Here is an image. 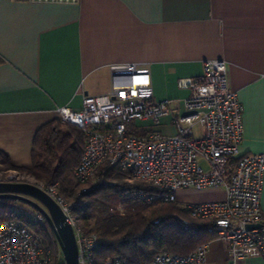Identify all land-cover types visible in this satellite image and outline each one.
Here are the masks:
<instances>
[{"label":"crops","instance_id":"obj_1","mask_svg":"<svg viewBox=\"0 0 264 264\" xmlns=\"http://www.w3.org/2000/svg\"><path fill=\"white\" fill-rule=\"evenodd\" d=\"M0 56V151L17 167L31 166L35 135L60 119L59 107L80 109L85 95L110 91L115 63L147 68L154 98L171 100V114L137 121L132 132L171 136L192 93L178 80L225 60L243 108L240 154L264 153V0H0ZM180 191L185 205L226 197L222 187ZM200 264L264 259L233 263L216 239Z\"/></svg>","mask_w":264,"mask_h":264},{"label":"built area","instance_id":"obj_2","mask_svg":"<svg viewBox=\"0 0 264 264\" xmlns=\"http://www.w3.org/2000/svg\"><path fill=\"white\" fill-rule=\"evenodd\" d=\"M109 92L85 95L80 109L58 108L63 123L79 127L84 150L74 170L80 184L76 196L67 200L59 184L44 189L61 207L72 225L78 246L79 264H123L120 257L106 256L99 261L100 236L89 232L77 213L86 207V194L105 181L106 167L130 171L122 188L111 201L110 212L125 216L130 203L175 202L178 191H203L222 187L223 200L190 203L193 218L209 220V232L228 246L233 263L251 256L264 259V210L261 195L264 184V153L240 154L244 134L243 108L230 88L225 60H209L199 78H181L178 85L191 90L185 100L186 113H176L172 122L177 134L167 136L152 131L136 135L137 121L153 120L171 114V100L154 98L152 78L147 68L135 63L111 64ZM19 179L18 171L0 175V182ZM141 183L142 187H133ZM34 224H45L40 211L17 208ZM158 220H154L157 222ZM189 220L183 222L188 229ZM252 225V228L248 226ZM210 242L199 245L188 255L158 253L150 264H200L206 260ZM0 264H66L57 238L43 242V236L21 220L0 222Z\"/></svg>","mask_w":264,"mask_h":264},{"label":"trees","instance_id":"obj_3","mask_svg":"<svg viewBox=\"0 0 264 264\" xmlns=\"http://www.w3.org/2000/svg\"><path fill=\"white\" fill-rule=\"evenodd\" d=\"M83 150L82 130L73 124L63 123L61 119H55L37 131L29 168L13 165L10 158L0 151V171H18L44 187L58 183L59 193L67 200H72L80 187L72 177ZM105 169V177L120 181V185H101L86 194V207L77 213L87 231L97 233L102 240L99 261L106 256H115L120 257L123 264H150L160 252L188 255L199 245L217 239L215 233L208 231L209 220L193 218L187 205L178 200L157 201L148 205L129 202L123 217L110 212L112 199L122 188L130 186L126 181L130 171L119 166H107ZM132 186L142 187V184ZM17 208V200L1 199L0 222L21 220L41 234L44 243H50L54 233L48 222L43 225L34 224L29 216L20 215ZM185 220L190 221L188 229L183 227Z\"/></svg>","mask_w":264,"mask_h":264},{"label":"water","instance_id":"obj_4","mask_svg":"<svg viewBox=\"0 0 264 264\" xmlns=\"http://www.w3.org/2000/svg\"><path fill=\"white\" fill-rule=\"evenodd\" d=\"M1 199L21 201L43 213L57 238L65 263L79 264L74 229L59 204L44 189L34 182L18 181L13 177L9 181L0 182Z\"/></svg>","mask_w":264,"mask_h":264},{"label":"rangeland","instance_id":"obj_5","mask_svg":"<svg viewBox=\"0 0 264 264\" xmlns=\"http://www.w3.org/2000/svg\"><path fill=\"white\" fill-rule=\"evenodd\" d=\"M8 173H9L8 171H0V175H6ZM73 175H74V173H73ZM72 178H74V177H72ZM19 179L20 180H26L27 182H31V181L34 182V179L32 177H30V176H27V175H21V174H19ZM105 181L108 182V183H111V182L118 183V182H120V181H118L116 179L107 178V177H105ZM182 190H184V189H182ZM180 192L181 191L179 190L178 193H180ZM115 198H113L112 201ZM18 208H24V209L30 210L31 212L34 210V208H32L30 205L25 204V203L20 202V201H18Z\"/></svg>","mask_w":264,"mask_h":264}]
</instances>
